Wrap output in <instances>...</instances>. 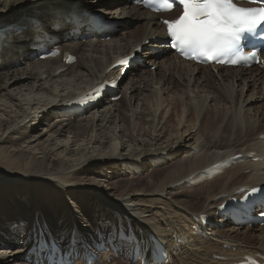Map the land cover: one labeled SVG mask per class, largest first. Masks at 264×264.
I'll list each match as a JSON object with an SVG mask.
<instances>
[{
  "label": "bare ground",
  "instance_id": "obj_1",
  "mask_svg": "<svg viewBox=\"0 0 264 264\" xmlns=\"http://www.w3.org/2000/svg\"><path fill=\"white\" fill-rule=\"evenodd\" d=\"M72 1L0 0V264H41L39 236L50 245L45 254L60 248L81 256L113 241L120 257L109 261V250L97 264H139L122 255L132 248L153 264L151 236L167 249L165 264L264 257V225L222 226L214 218L239 187L264 185V70L212 72L167 52L159 57L150 40L163 36L158 15L129 0H87L95 17L84 19ZM90 18L113 31L107 42ZM123 22L131 30L118 34ZM51 45L77 57L59 75V58H32ZM139 45L143 61L122 81L123 103L106 98L86 114L63 111L115 56ZM237 155L247 161L185 185ZM203 214L211 225H202ZM25 216L27 232L9 247ZM130 231L132 241L120 238Z\"/></svg>",
  "mask_w": 264,
  "mask_h": 264
},
{
  "label": "snow or ice",
  "instance_id": "obj_2",
  "mask_svg": "<svg viewBox=\"0 0 264 264\" xmlns=\"http://www.w3.org/2000/svg\"><path fill=\"white\" fill-rule=\"evenodd\" d=\"M163 2L167 8L173 7L169 0ZM179 4L183 7L182 14L164 23L172 48L179 49L186 58L235 65L243 57L233 55L227 60L224 57L239 53L242 40L259 39L264 43V33L257 32L264 24V7H239L233 0H179ZM256 56L253 51L248 58ZM126 62L122 60L120 63ZM259 191L264 189L252 188L245 199Z\"/></svg>",
  "mask_w": 264,
  "mask_h": 264
},
{
  "label": "rangeland",
  "instance_id": "obj_3",
  "mask_svg": "<svg viewBox=\"0 0 264 264\" xmlns=\"http://www.w3.org/2000/svg\"><path fill=\"white\" fill-rule=\"evenodd\" d=\"M54 1H62V0H54ZM107 1V0H106ZM109 2V1H108ZM36 7V8H35ZM26 9H32V10H35V9H37V5H33L32 7L30 6V7H27V8H24L23 10H26ZM127 25H128V23L126 22H123L121 25H119L120 26V28L119 29H121L120 30V32L118 33V34H120L121 32H123V31H129V30H131V28H125V27H127ZM113 33V32H112ZM117 34V35H118ZM111 35V34H110ZM120 36V35H119ZM111 37L109 36V39H110ZM109 39H107V40H105L106 42L109 40ZM82 43H84V39L82 40ZM156 67V66H155ZM152 71V72H154L155 71V68H153V67H150V68H148L147 69V71ZM128 78H129V75H127V77L125 78V80L123 81L124 83H125V81L126 80H128ZM127 82V81H126ZM139 87V86H138ZM140 88H142V86L140 87ZM120 100V102L121 103H123V101L121 100V98L119 99ZM155 175V174H154ZM197 196H193V198L195 199ZM27 219V216H25V217H23V223L21 224V228L17 231V233H16V235L14 236V238L12 239V241H11V245H9V247H12V248H15V246H16V244H18L19 242H20V239H21V237H22V235L23 234H25L26 233V228H27V224H26V219ZM26 225V226H25ZM18 236V237H17ZM18 238V239H17ZM19 240V241H18ZM14 241V242H13ZM16 242V243H15ZM15 245V246H14Z\"/></svg>",
  "mask_w": 264,
  "mask_h": 264
}]
</instances>
